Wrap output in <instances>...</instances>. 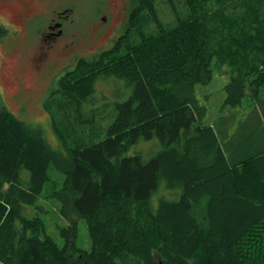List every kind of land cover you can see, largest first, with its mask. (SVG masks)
<instances>
[{
	"label": "trees",
	"instance_id": "1",
	"mask_svg": "<svg viewBox=\"0 0 264 264\" xmlns=\"http://www.w3.org/2000/svg\"><path fill=\"white\" fill-rule=\"evenodd\" d=\"M182 3L183 15L176 11L168 24L156 0H133L128 22L136 36L63 73L58 99L45 103L60 149L0 106V264H264V0ZM6 32L0 23V39ZM213 62L231 70L222 109L247 95L261 106L230 136L203 121L207 108L197 96L196 85L212 80ZM110 76L132 92L106 135L86 143L72 119L79 122L95 82ZM154 137L161 148L147 159L127 153ZM50 166L64 175L46 195L68 221L62 246L39 215L22 212L36 204ZM160 188L168 195L154 207ZM79 218L86 249L76 244Z\"/></svg>",
	"mask_w": 264,
	"mask_h": 264
},
{
	"label": "rangeland",
	"instance_id": "2",
	"mask_svg": "<svg viewBox=\"0 0 264 264\" xmlns=\"http://www.w3.org/2000/svg\"><path fill=\"white\" fill-rule=\"evenodd\" d=\"M61 2L74 4V11L66 22L67 31L72 36L61 38L56 48H47L48 45L40 38L38 29L45 25L51 10ZM173 2L174 11L164 0H156L159 19L164 23H173L176 11L179 15H183L185 11L182 0ZM132 4L133 0H0V22L7 28L6 34L0 39V106L29 127L40 128L46 142L52 148L60 149L53 127L55 122L51 119V111L45 107V103L58 99L60 77L74 66L78 56L93 57L99 51L108 49L116 40H125L129 35L133 38L136 36L128 22ZM17 10L25 11L26 16L23 18L31 19L26 28L17 20L15 15ZM103 16L105 21L102 20ZM69 40L72 41L70 49L68 47L62 52L61 46ZM212 68V80L206 84L196 85L199 102L207 108L203 120L206 124L219 116L221 111L219 106L225 96L224 85L231 77V70L227 66L217 67L213 62ZM93 86L94 92L89 100L79 104V122L72 119V123H76L75 127L83 130L81 136L86 143L97 141L106 135L107 127L117 113V104L125 101L132 92V86L127 85L124 79L114 76L99 78ZM260 92L259 99L264 100V88ZM259 104L247 95L242 99V103L237 105L235 111L252 112L254 105L261 108ZM53 113L58 116L62 114L60 111ZM250 115L247 114L242 120L249 118ZM261 115L264 117L262 112ZM224 120L230 123L226 125H239L235 119ZM62 122L60 119L56 125L64 130L67 123ZM219 124L218 121V130ZM78 133H72L71 138H77ZM159 148L161 145L155 137L148 140L141 138L127 153L140 152L144 159H147ZM48 173L49 179L46 180L36 204L23 205L22 212L27 217L39 215L44 221L46 233L58 246H62L64 237L60 233V228L67 226L68 221L59 214V201L52 195H46L51 192L54 185L56 188L61 187L64 175L51 166ZM161 194L168 195V192L160 188L153 194L154 207L158 205L157 197ZM77 226V246L89 248L90 238L82 218L77 220Z\"/></svg>",
	"mask_w": 264,
	"mask_h": 264
},
{
	"label": "flooded vegetation",
	"instance_id": "3",
	"mask_svg": "<svg viewBox=\"0 0 264 264\" xmlns=\"http://www.w3.org/2000/svg\"><path fill=\"white\" fill-rule=\"evenodd\" d=\"M73 11H74V4L73 3H70V5H69V4H64V3L62 4V2L57 4V6H55L51 10L49 15L47 16V20L45 21L46 22L45 25L42 28L38 29V34H39L40 38L42 39V41H44L48 45L47 48H53V47L56 48L57 43L61 38H63V37L67 38V36H70V37L72 36V34H70L67 31L66 22H67V20H69ZM15 15L17 16V20L19 21V23H22L24 25V28H26V25H28L29 21L31 22V19L27 20V19L23 18V16H26L25 11L19 12V10H17ZM1 24H3V23H1ZM71 44H72L71 40L64 42L63 45L61 46L62 52H63V49L66 50L68 47L70 49L69 45H71ZM101 51H99V52H101ZM98 53H96V54H98ZM95 55H93V56H95ZM85 57L86 56H84V57L78 56L77 60L74 62L76 63L80 58H85Z\"/></svg>",
	"mask_w": 264,
	"mask_h": 264
},
{
	"label": "crops",
	"instance_id": "4",
	"mask_svg": "<svg viewBox=\"0 0 264 264\" xmlns=\"http://www.w3.org/2000/svg\"><path fill=\"white\" fill-rule=\"evenodd\" d=\"M220 107V106H219ZM221 108V107H220ZM220 113L219 116L217 118H215L213 121L209 122V125L212 126V128L216 131V132H220V130H217V122L219 121V129H221V134H227L228 136H230L231 134H233V132H235L236 130V126L234 125H226V124H230V123H225V120L227 117L235 119L236 123H241L242 118H246L247 114H256L255 112H246V111H235V109H228V108H224V109H220ZM256 116V115H255ZM226 125V126H225ZM226 131L225 133H222Z\"/></svg>",
	"mask_w": 264,
	"mask_h": 264
},
{
	"label": "water",
	"instance_id": "5",
	"mask_svg": "<svg viewBox=\"0 0 264 264\" xmlns=\"http://www.w3.org/2000/svg\"><path fill=\"white\" fill-rule=\"evenodd\" d=\"M102 20L105 21V17L104 16L102 17Z\"/></svg>",
	"mask_w": 264,
	"mask_h": 264
}]
</instances>
